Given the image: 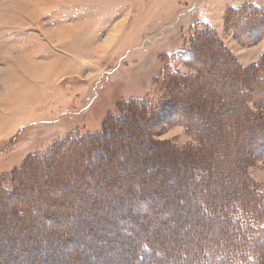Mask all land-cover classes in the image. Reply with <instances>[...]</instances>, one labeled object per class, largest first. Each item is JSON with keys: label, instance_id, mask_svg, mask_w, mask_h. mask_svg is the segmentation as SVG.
<instances>
[{"label": "rangeland", "instance_id": "rangeland-1", "mask_svg": "<svg viewBox=\"0 0 264 264\" xmlns=\"http://www.w3.org/2000/svg\"><path fill=\"white\" fill-rule=\"evenodd\" d=\"M262 14L264 0H0V264H134L144 241L145 264L211 262L200 244L235 237L200 198L248 180L264 200ZM229 57L263 67L244 79ZM35 208L71 247H50Z\"/></svg>", "mask_w": 264, "mask_h": 264}, {"label": "trees", "instance_id": "trees-1", "mask_svg": "<svg viewBox=\"0 0 264 264\" xmlns=\"http://www.w3.org/2000/svg\"><path fill=\"white\" fill-rule=\"evenodd\" d=\"M254 9L258 13L263 12L262 10H260L257 7H254ZM238 10H240V9H238ZM263 17H264V14H262L260 17L254 16V18H253V21H255L256 23L254 25L255 27L252 28V30H256V28L258 26V28H259L258 33L261 36L263 34V29L261 27L262 26V22H261L262 19L261 18H263ZM208 32H209V30H208ZM229 59H230V62L232 63L231 66H233L234 69L237 70L239 75H241L244 79L247 78L245 76L247 74H249L250 76H257L254 74V71L256 72L257 70H259V67H263L262 64H258L256 66H254L256 69L253 70V74H254L253 75L249 69H244L238 63H236L234 59H232L230 57H229ZM200 71H202V69H198V75H201V74H199ZM263 81H264V79H263ZM256 91L257 92L259 91L261 93L260 88H258V90H256ZM208 103L210 104L211 101ZM170 105L171 104H169L168 107ZM200 105L205 106L204 104H200ZM214 105H216V103H214ZM197 133H201V132L198 131ZM203 137H204V139H203L204 142L207 141L208 137L207 136H203ZM68 146H70V145L67 143L62 144L60 146V149L62 150V148H63V150L66 151L68 149ZM198 163H196L195 168H198ZM80 173H82V172H80ZM66 176H69V174H67ZM59 177L61 178V176H59ZM182 177H183V173L179 175V179H181ZM245 181L247 183L248 188L244 191V196H242V197H240V196H233L232 198L228 197L227 200H223L221 202H218V205H215V206L213 204H211L205 196L200 198V200L198 201V203L202 206L201 211H202V215H204V217H208V216L217 217V214H214L215 212L220 214L221 219H223L226 222L227 228H230V231L234 232L233 235L235 237L233 241H230V240L227 241L224 239V243H222V240H221L220 244H216V243L200 244V250L203 251V255L211 258V262H207L206 264H262L264 262V246H261L260 242H259V241H261V238L264 237V229H257L258 232H256V230H254L255 224H259L261 221H264V200H263L262 194L258 190V188L254 184H252L251 181H248V180H245ZM84 185L85 186H88V185L91 186L89 184V182H86ZM168 187L172 189V186H168ZM147 188H150V187H147ZM128 190L130 192L134 191V190H132V188H128ZM143 194H147V192L144 191ZM44 201L48 202V199L44 200ZM98 204L104 205V206L107 205L106 202H104V201L103 202L98 201ZM177 205H178V203H177ZM78 207H79V205L77 204L76 207L73 208V210L76 211L75 209ZM19 209L20 210L18 213L22 214L21 217H23L25 215L27 216V217L25 216L26 217L24 219L25 222H27V219L28 220L31 219L33 221L31 216H29V212H28L27 208L24 207L22 209L21 208H19ZM12 210H13L12 214L14 215V217L20 218L17 215L18 214L17 211L16 210L14 211V209H12ZM35 210H39V213L41 216L39 219L40 220L39 222L41 224L45 223V221H48L49 223H51L53 225L58 224L59 221H58L57 217H55V216L53 217L51 215L46 214L42 208H39V209L35 208ZM69 213L70 212H68V214ZM238 213H240L241 215L245 214L249 218V220H247V222H246L245 227H243V225L239 222V219L237 217ZM97 215L98 216H96V220H108L109 223L114 222L113 219L109 220L106 217V214H97ZM55 225L52 227L54 229H52V228L47 229L46 233L44 234V237H46V238L47 237H55L58 239V240H56V244L53 243L50 245V247L55 248L58 246H62V247L70 246L69 245L70 241H68V240H71L70 238H72V235H69L70 234L69 228L66 227V228H61L59 230V228L55 227ZM54 231L57 233H55ZM24 235H26V232H24ZM28 237L29 236H26V238H28ZM100 237L102 238L104 236L103 235L101 236L99 234L96 235V238L100 239ZM105 237L114 238V236H110V235H105ZM23 249L24 248H22V250ZM47 249H48V247L45 248V250H47ZM72 253L74 256L78 257V256L82 255V250L76 251L75 249H72ZM134 254H135V257L133 260L134 264H145V263L150 262L153 258L156 257L155 252H153L152 248L145 241L142 242L139 250L135 251ZM212 256L217 257V258L214 259V258H212ZM63 259L64 258L62 257V260ZM17 264H20V262L18 261ZM21 264H27V263H26V261H23V262L21 261Z\"/></svg>", "mask_w": 264, "mask_h": 264}]
</instances>
